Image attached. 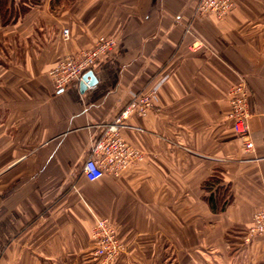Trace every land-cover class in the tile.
I'll return each mask as SVG.
<instances>
[{"label":"crops","instance_id":"1","mask_svg":"<svg viewBox=\"0 0 264 264\" xmlns=\"http://www.w3.org/2000/svg\"><path fill=\"white\" fill-rule=\"evenodd\" d=\"M4 1L0 264H99L95 217L126 247L113 264H264V236L242 245L264 207V0H235L222 20L195 17L198 0ZM99 37L119 47L91 71L95 83L57 91L50 71ZM159 75L169 78L156 107L122 130L144 160L86 179L100 127ZM241 77L251 91V152L228 118ZM223 188L229 203L214 212L207 196Z\"/></svg>","mask_w":264,"mask_h":264},{"label":"built area","instance_id":"2","mask_svg":"<svg viewBox=\"0 0 264 264\" xmlns=\"http://www.w3.org/2000/svg\"><path fill=\"white\" fill-rule=\"evenodd\" d=\"M234 7V0H199L195 15H214L222 19ZM65 39L69 38V30H63ZM114 38L99 37L93 48L80 51L75 55L65 56L51 71L55 89L63 91L71 83H84L92 86L90 80H84L99 60L117 49ZM168 75L158 77L146 89L132 94L129 103L119 112L116 118L102 125L98 136L93 140L91 152L84 163L83 174L89 181H96L111 174L119 176L133 164L144 160L141 151L133 147L122 136V130L133 115L145 117L156 107L158 91L168 80ZM250 95L248 82L241 77L228 92L230 111L228 118L233 122L236 134L245 145V151H253L254 143L250 126ZM264 236V207L258 210L249 225L244 242L250 243L255 237ZM94 242L93 258L99 264H113L125 252V245L117 235L114 226L107 219L95 218L92 230Z\"/></svg>","mask_w":264,"mask_h":264},{"label":"trees","instance_id":"3","mask_svg":"<svg viewBox=\"0 0 264 264\" xmlns=\"http://www.w3.org/2000/svg\"><path fill=\"white\" fill-rule=\"evenodd\" d=\"M39 1L40 0H29V4L33 5ZM5 3L6 2L4 0H0V8L3 7V5H5ZM26 10L27 9L24 7L22 9H20L21 13L25 12ZM13 16L14 15L10 13V16L8 17V19L13 18ZM216 183L217 182L214 180V178L208 179L206 182L207 190H212V187H214ZM226 198H227L226 194H223L221 192L215 193L214 191L211 192L209 194V196H207V200H208V202H209V204H210V206L214 212H222L225 210V208L229 202V201H227Z\"/></svg>","mask_w":264,"mask_h":264},{"label":"rangeland","instance_id":"4","mask_svg":"<svg viewBox=\"0 0 264 264\" xmlns=\"http://www.w3.org/2000/svg\"><path fill=\"white\" fill-rule=\"evenodd\" d=\"M198 2H199V0H198ZM198 2H197V4H198ZM197 4H196V5H197ZM234 7H235V0H234ZM234 7L231 9V11L234 9ZM195 8H196V6H195ZM229 12H230V11H229ZM229 12H228V13H229ZM228 13H227V14H228ZM227 14H226L222 19H224V18L227 16ZM194 16L197 17V18H198V17H203V18H204V17H210V16H213V17H215V18L218 19V20H222V19L217 18V17L214 16V15H207V16H203V15H195V10H194ZM109 38H111V37H109ZM115 40H116V39H115ZM116 41H117V40H116ZM117 43H118V41H117ZM118 47H119V43H118ZM118 47H117V49H116L115 51L118 50ZM115 51H114V52H115ZM161 76H164V75H159L158 77H161ZM158 77H156V79H157ZM168 77H169V76H168ZM156 79H155V80H156ZM155 80H154V81H155ZM154 81H153V82H154ZM153 82H151V83H149L148 85H146L143 89H146L147 87H149L151 84H153ZM163 84H164V83H163ZM163 84H162V85H163ZM161 87H162V86H161ZM143 89H142V90H143ZM159 90H160V89H159ZM140 91H141V90H140ZM137 92H138V91H137ZM251 134H252V133H251ZM251 137H252V136H251ZM239 138H240V137H239ZM240 139H241V138H240ZM243 144H244V142H243ZM244 149H245V145H244ZM253 150H254V149H253ZM246 152H247V151H246ZM249 152H251V151H249ZM221 193L226 194V196H227L226 199H227V201H229V195H228L227 193H225V189H224V188H223V190H221ZM228 203H229V202H228ZM95 218H97V217H95ZM98 219H101V218H98ZM108 221H109V220H108ZM109 222H110V221H109ZM110 223H111V222H110ZM111 224H112V223H111ZM112 225H113V224H112ZM113 226H114V225H113ZM248 227H249V226H248ZM114 228H115V227H114ZM247 229H248V228H247ZM247 229H246V232H247ZM246 232H245V234H246ZM245 234H244V235H245ZM117 235H118V234H117ZM244 235H243V238H242V245H244V246H250V245L252 244V241H251L250 243H248V244L245 243V242H244ZM173 264H177V260H176V259H174ZM195 264H198V261H197V263H195Z\"/></svg>","mask_w":264,"mask_h":264},{"label":"water","instance_id":"5","mask_svg":"<svg viewBox=\"0 0 264 264\" xmlns=\"http://www.w3.org/2000/svg\"><path fill=\"white\" fill-rule=\"evenodd\" d=\"M88 78H91L90 84L93 85L95 83V81H94V77H93L91 72H89V73H87L85 75L84 80L87 81V80H89ZM81 87H82V89H86L87 88V86L84 83L81 84Z\"/></svg>","mask_w":264,"mask_h":264}]
</instances>
